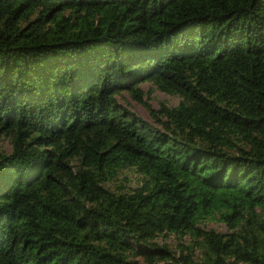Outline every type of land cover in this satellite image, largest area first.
<instances>
[{
	"label": "trees",
	"instance_id": "16d2710c",
	"mask_svg": "<svg viewBox=\"0 0 264 264\" xmlns=\"http://www.w3.org/2000/svg\"><path fill=\"white\" fill-rule=\"evenodd\" d=\"M239 263L264 264V0H0V264Z\"/></svg>",
	"mask_w": 264,
	"mask_h": 264
},
{
	"label": "rangeland",
	"instance_id": "374dc122",
	"mask_svg": "<svg viewBox=\"0 0 264 264\" xmlns=\"http://www.w3.org/2000/svg\"><path fill=\"white\" fill-rule=\"evenodd\" d=\"M139 86L143 88L144 90L150 89L149 101L154 107H158L161 101H164L166 104L170 106L176 105L178 103V100H179L178 96L169 95L163 91H160L159 89L154 87L149 80L141 82ZM116 95H117V98L127 107H129L131 110L135 111L141 117L155 124V121L148 114L147 110L141 104L133 100L126 91H121V93H117ZM2 147L5 150H9L8 142L3 141ZM204 225L205 227H213L215 229L222 230V231L227 230V226L223 222L217 221V220L206 221ZM157 241L160 244H162V242L173 244L174 242H176V238L174 236L167 237L166 239L157 238ZM239 264H244V263H239Z\"/></svg>",
	"mask_w": 264,
	"mask_h": 264
}]
</instances>
